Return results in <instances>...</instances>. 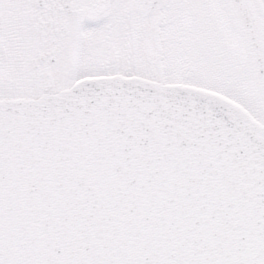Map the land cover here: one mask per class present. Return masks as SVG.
I'll return each mask as SVG.
<instances>
[{"label": "snow or ice", "instance_id": "snow-or-ice-1", "mask_svg": "<svg viewBox=\"0 0 264 264\" xmlns=\"http://www.w3.org/2000/svg\"><path fill=\"white\" fill-rule=\"evenodd\" d=\"M0 264H264V0H0Z\"/></svg>", "mask_w": 264, "mask_h": 264}]
</instances>
